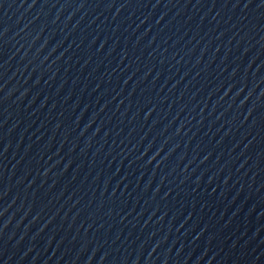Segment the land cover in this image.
<instances>
[{"label":"water","instance_id":"water-1","mask_svg":"<svg viewBox=\"0 0 264 264\" xmlns=\"http://www.w3.org/2000/svg\"><path fill=\"white\" fill-rule=\"evenodd\" d=\"M0 264H264V0H0Z\"/></svg>","mask_w":264,"mask_h":264}]
</instances>
